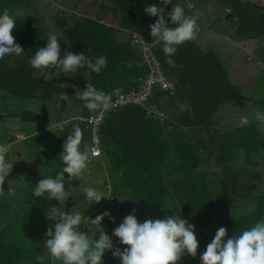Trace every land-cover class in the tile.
Segmentation results:
<instances>
[{
	"label": "trees",
	"instance_id": "1",
	"mask_svg": "<svg viewBox=\"0 0 264 264\" xmlns=\"http://www.w3.org/2000/svg\"><path fill=\"white\" fill-rule=\"evenodd\" d=\"M217 1L226 8L225 14L232 13L231 17L223 18L221 35L236 41L264 36V9L261 5L254 0ZM83 2L76 0L73 8L76 16L70 25H67L63 10L57 11L54 17L59 29L56 36L61 57L66 51L83 52L95 62L103 55L107 58V66L99 74L92 72L89 75L86 66L70 72L79 86L72 92L71 88L58 83L59 67L35 69L30 64L36 50L46 46L42 42L41 30L35 25L36 19L44 16L37 12L26 17L16 16L13 35L24 51L0 59V90L14 97L43 102L59 98L61 110L66 104L63 96L67 94L79 104L77 116L96 114L100 109L89 111L85 102L77 98V92H83L88 85L113 98L115 88L123 91L137 89L140 78L147 74L148 65L143 61L141 43H133V35L143 42L153 43V53L163 74L173 83L172 90L156 88L149 97L163 116L147 114L145 109L132 104L105 112L98 127L100 157L117 171L123 188L151 209L146 219H164L173 215L195 226L199 241L197 255H185L178 264H202L200 256L219 227L227 228V239L239 236L264 219V191L259 187L261 172L247 166L258 165L264 159V130L256 120L227 126L223 130L215 127V112L225 102L241 96L239 86L231 81L216 53L202 50L197 40L177 47L172 56L176 67L166 62L163 44L150 35V25L159 17L144 11L150 5L162 7L157 0ZM169 5L165 11L170 21L167 15ZM185 103L191 106V112L180 111L179 105ZM259 105L264 111L263 99ZM13 115L35 120L40 114L26 110ZM72 122L65 126L67 132L64 136H57L61 153L64 141L74 127L83 131L82 148L87 136L90 137L89 130L84 128L86 122L76 121L80 124L75 122V125ZM240 159L243 164L239 163ZM208 163L213 166L211 173L204 168ZM238 200L254 201V209L237 213ZM110 216L115 218L116 227L124 219L119 217L120 212ZM146 219L138 220L143 222ZM112 222L108 216L102 221L108 235ZM4 232L2 228L0 264H21L25 250L6 242ZM114 247L123 250L126 246L114 236ZM113 261L120 264L118 258L113 257Z\"/></svg>",
	"mask_w": 264,
	"mask_h": 264
},
{
	"label": "rangeland",
	"instance_id": "2",
	"mask_svg": "<svg viewBox=\"0 0 264 264\" xmlns=\"http://www.w3.org/2000/svg\"><path fill=\"white\" fill-rule=\"evenodd\" d=\"M88 1L99 3V0ZM88 1L84 0L83 4ZM254 1L264 9V0ZM75 2L76 0H0V14L8 10L14 17H26L35 12L41 17L44 16L36 19L35 25L42 32V42L47 44L49 34L59 35L54 20L57 11L66 12L64 15L67 25H70L76 16L73 9ZM175 4L181 5L187 16L198 17L200 32L196 40L200 48L204 51H214L226 67L231 81L239 86L241 96L225 102L215 112L213 116L215 127L224 129L227 126L233 127L256 120L255 112L263 111L259 102L264 100V36L261 39L236 41L221 35L219 30L223 27L222 20L230 13L225 14L226 8L217 0H172L169 11ZM169 24L175 26L171 25V20ZM58 72L59 84L71 88L72 92L78 90L77 79L71 73L64 74L60 68ZM4 93L0 90V113L11 115L0 119V145L6 147L5 158L13 164L12 169L16 166L18 169L8 180V187L5 189L3 186L0 187V230L5 229L3 237L6 242L25 250L26 253L20 260L21 264H62L61 261H55L46 248V240L49 238L46 236V226L53 222L46 218V213L53 206L63 210L66 203L74 201L70 212H80L89 221L87 226L81 225V231H88L89 235L96 232V238L100 230L103 229L108 234V229L103 227L102 222L101 226L91 224V219L104 212L109 214L120 212L119 217L124 218L136 209L134 214L137 219H146L150 215L151 209L123 188L117 171L111 169L103 157L90 159L88 169L81 180L67 181L68 174H64L65 189L71 193L65 202L34 196L36 183L40 179L55 178L63 170L57 136L65 135L67 132L65 126L72 122V117L77 116L80 107L74 98L65 100V107L61 110L59 98L43 102ZM26 110L41 116L31 120L13 115ZM58 121H61L59 124L64 127L63 130L55 127ZM71 124L75 125V119ZM257 124L264 130V125L258 121ZM16 133L20 137H16ZM84 144L88 148L86 141ZM239 163L243 164V160L240 159ZM247 166L261 172L259 187L264 191V159H261L258 165ZM204 168L211 173L213 166L208 163ZM87 186L99 188L111 199L105 197L99 203H90L83 193V188ZM236 205L237 213L254 209L252 200H238Z\"/></svg>",
	"mask_w": 264,
	"mask_h": 264
},
{
	"label": "clouds",
	"instance_id": "3",
	"mask_svg": "<svg viewBox=\"0 0 264 264\" xmlns=\"http://www.w3.org/2000/svg\"><path fill=\"white\" fill-rule=\"evenodd\" d=\"M162 3L167 5L171 0H162ZM144 11L150 16L159 17L150 25V35L153 40L163 44L166 62L171 67H176L172 56L176 53L177 47L198 38L200 32L198 17L187 16L184 8L175 4L167 13L171 25H175L172 27L165 19L164 7L150 5ZM15 28L14 16L5 10L0 14V59L10 54L20 55L24 51L13 35ZM60 53L61 46L57 36L49 34L46 46L36 50L30 64L35 69L59 67L64 74L86 66L90 70L89 75L92 72L99 74L107 66V58L103 55L93 62L83 52L74 54L66 51L63 57ZM76 96L85 102V107L89 111L93 112L107 106L111 101L110 95L102 90H94L88 85L83 92H77ZM68 98V95L64 94L63 99ZM179 108L181 112L192 111L187 103L179 105ZM82 117L86 116L72 117V120L85 122ZM255 119L264 125V111H256ZM59 123L60 121L55 127L63 130L64 127ZM84 128L87 131L85 126ZM87 139L88 148L85 146L82 148L83 131L78 126L74 127L72 134L64 141L60 154L63 170L55 178L40 179L36 183L34 196L47 197L49 200L55 199L59 202H65L71 196L65 189L64 174H68L67 181L81 180L88 169L90 159L101 156L98 152L90 150V137L87 136ZM6 154V147L0 145V187L13 168V164L6 160ZM83 193L85 199L92 204L99 203L102 198H109L94 186L84 187ZM135 211L136 209H133L131 214L125 216L112 234L119 239L121 245L126 246L121 250L114 247L111 237L103 229L98 232V238L96 232L89 235L88 231H81V225L87 226L89 221L80 212L66 213L60 207L53 206L46 213V218L58 222L54 225V231L49 227L46 232V236L49 237L46 240L47 251L55 261H61L62 264H103L106 250L111 251L113 257L120 260V264H178L185 255L196 257L199 241L195 234V226L188 220L168 215L164 219H146L140 222L134 214ZM105 216L114 222L115 218L104 212L91 219V224L101 226ZM226 237L227 228L219 227L200 256L202 264H264V219L244 230L239 236L225 239Z\"/></svg>",
	"mask_w": 264,
	"mask_h": 264
},
{
	"label": "built area",
	"instance_id": "4",
	"mask_svg": "<svg viewBox=\"0 0 264 264\" xmlns=\"http://www.w3.org/2000/svg\"><path fill=\"white\" fill-rule=\"evenodd\" d=\"M157 1L164 8L169 5H164L162 0ZM133 41L135 43H141L143 61L148 65L146 76L140 78L137 89H131L128 91H123L120 88L113 89V98H111V101L107 106L101 108L96 114L82 117V120L86 122V129L90 132V150L98 152L99 155L101 154V149L99 147L100 137L98 127L103 120L105 112L132 104L142 107L146 110L147 114H155L162 117L163 113L158 110L153 102H150L149 97L156 88L160 90H172L173 88V83L165 77L161 69L160 62L153 53V43L143 42L140 37L136 35H133ZM16 136L20 137L18 134Z\"/></svg>",
	"mask_w": 264,
	"mask_h": 264
},
{
	"label": "water",
	"instance_id": "5",
	"mask_svg": "<svg viewBox=\"0 0 264 264\" xmlns=\"http://www.w3.org/2000/svg\"><path fill=\"white\" fill-rule=\"evenodd\" d=\"M230 15H232V14H229L228 17H230ZM9 115H11V114H10V113L8 114V113H3V112H1V113H0V119H1L2 117H4V116H9ZM17 169H18V166H16V168L12 169V170L10 171V173L8 174V176H6L5 181H4V184H3V188H4V189L8 187V186H7V184H8V180H9L10 177L16 172ZM74 203H75L74 201H73V202L66 203L65 206H64V209H63V210H64L66 213H70V208L74 205ZM57 222H58V221H53V222H51L50 224H48V225L46 226V229L48 230L49 227H52L53 230H54V225H55V223H57ZM115 227H116V223H115V220H114V222H112V226H111V229H110V235H109V236L111 237L112 241H113V245H114V235H112V234H113V232H114ZM104 260H105V264H114L113 257H112V252H111V251H107V250H106V252H105V254H104Z\"/></svg>",
	"mask_w": 264,
	"mask_h": 264
},
{
	"label": "flooded vegetation",
	"instance_id": "6",
	"mask_svg": "<svg viewBox=\"0 0 264 264\" xmlns=\"http://www.w3.org/2000/svg\"><path fill=\"white\" fill-rule=\"evenodd\" d=\"M9 138H10V140H12V138H11V137H9ZM11 177H12V176H11ZM11 177H10V178H11ZM70 209H71V208H70Z\"/></svg>",
	"mask_w": 264,
	"mask_h": 264
}]
</instances>
